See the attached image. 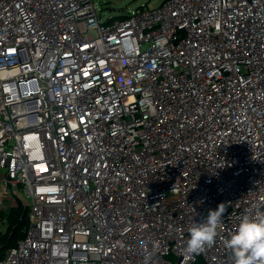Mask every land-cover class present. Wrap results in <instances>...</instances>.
Wrapping results in <instances>:
<instances>
[{"label":"built area","instance_id":"obj_1","mask_svg":"<svg viewBox=\"0 0 264 264\" xmlns=\"http://www.w3.org/2000/svg\"><path fill=\"white\" fill-rule=\"evenodd\" d=\"M98 11L0 0V233L28 211L0 264H234L264 214V0Z\"/></svg>","mask_w":264,"mask_h":264},{"label":"clouds","instance_id":"obj_2","mask_svg":"<svg viewBox=\"0 0 264 264\" xmlns=\"http://www.w3.org/2000/svg\"><path fill=\"white\" fill-rule=\"evenodd\" d=\"M223 210V204L209 210L202 223H194L189 228L186 249L189 253L215 242ZM227 247L232 251L234 264H264V214L254 218L243 216L236 232L228 239Z\"/></svg>","mask_w":264,"mask_h":264},{"label":"rangeland","instance_id":"obj_3","mask_svg":"<svg viewBox=\"0 0 264 264\" xmlns=\"http://www.w3.org/2000/svg\"><path fill=\"white\" fill-rule=\"evenodd\" d=\"M99 16L104 20L118 18L137 11L140 7L157 9L164 0H93Z\"/></svg>","mask_w":264,"mask_h":264},{"label":"trees","instance_id":"obj_4","mask_svg":"<svg viewBox=\"0 0 264 264\" xmlns=\"http://www.w3.org/2000/svg\"><path fill=\"white\" fill-rule=\"evenodd\" d=\"M6 217L9 220V228L6 233H0L1 252L16 245L24 237L25 229L28 225V211L22 206L14 208ZM195 264H204V262L203 260H198Z\"/></svg>","mask_w":264,"mask_h":264}]
</instances>
